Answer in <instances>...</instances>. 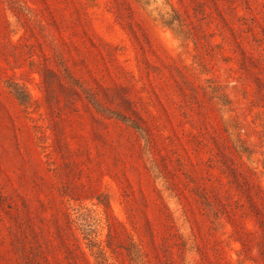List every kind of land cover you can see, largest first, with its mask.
I'll list each match as a JSON object with an SVG mask.
<instances>
[{
  "label": "rangeland",
  "instance_id": "1",
  "mask_svg": "<svg viewBox=\"0 0 264 264\" xmlns=\"http://www.w3.org/2000/svg\"><path fill=\"white\" fill-rule=\"evenodd\" d=\"M0 264H264V0H0Z\"/></svg>",
  "mask_w": 264,
  "mask_h": 264
}]
</instances>
